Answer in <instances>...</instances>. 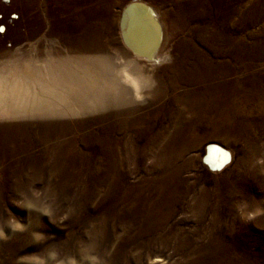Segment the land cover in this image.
<instances>
[{
	"label": "rangeland",
	"instance_id": "374dc122",
	"mask_svg": "<svg viewBox=\"0 0 264 264\" xmlns=\"http://www.w3.org/2000/svg\"><path fill=\"white\" fill-rule=\"evenodd\" d=\"M132 1L146 4L157 15L163 40L159 53L165 57L156 63L133 54L122 39L123 11ZM262 28L264 0H104L99 6L82 0H0V71L21 69L24 61L34 63V56H49L53 48L70 51L74 43L117 68L127 64L125 73L137 78L133 86L138 84L137 93L130 89L123 103H110L73 121H39L61 125L54 137L73 144L78 158L68 171L73 177L69 185H61L66 177L48 181L46 173L34 179L30 168L14 174L1 157L0 145V264H264V191L249 178L244 186L236 183L241 153L235 149H242V143L234 148L213 138L209 123L200 124L186 139V145H192L170 166L179 168L182 183L170 210L160 204L161 213L168 215L162 230L140 234L147 223L136 221L125 230L131 215L123 198L110 201L102 188L96 193L91 187L108 157L91 152L83 141L90 132L102 136L107 131L109 120L102 117L116 112L120 119L127 117L122 128L111 127L122 142L119 191L133 197L134 190L145 186L144 197L152 200L149 183L162 170L160 160L146 150L153 139L175 132L182 95L196 90L186 77L203 67L205 74L217 71L218 82L229 78L233 84L261 73L258 63L246 71V62L235 55L237 43L253 44ZM28 120L0 121V136L8 135L3 128L23 130L36 124ZM214 146L225 152L220 165L209 161ZM29 147L33 155L40 153L36 146ZM262 156L241 171L262 165ZM224 188L239 195L221 196L218 191ZM203 190L208 193L204 204L194 205ZM180 191L183 198L176 197Z\"/></svg>",
	"mask_w": 264,
	"mask_h": 264
},
{
	"label": "bare ground",
	"instance_id": "6f19581e",
	"mask_svg": "<svg viewBox=\"0 0 264 264\" xmlns=\"http://www.w3.org/2000/svg\"><path fill=\"white\" fill-rule=\"evenodd\" d=\"M82 2L99 6L104 0ZM105 10L109 11L106 8ZM156 17L155 11L146 4L132 1L125 6L121 20L125 46L132 50L133 54L152 63L165 57L159 53L163 40L156 26ZM70 44L69 48L72 49L69 50H73L72 52L62 47L53 48L52 51H48L49 56L42 53L34 56L36 58L34 63L24 61L21 69L10 68L8 71H4L5 69L0 71V121L20 122L29 121L28 119L36 121V124H28L29 127L23 130L3 128L2 133L8 135L0 136L1 157L10 162V169L14 174H23L30 168L34 179H41L44 173L49 176L48 181L55 176L66 177V181L61 184L63 186L72 181L69 169L74 167L78 157L73 152V144L70 141H59L54 137V132L61 130V125L41 124L39 121L51 119L73 121L72 118L108 108L110 103H123V97L126 98L125 95L130 89L131 91L134 89V93L138 90V84L133 86L131 83L137 82L132 81L137 78H132L124 71L127 64L117 68L108 58L98 57L97 52H94V55L92 50H86V47L84 49L80 46V49L72 45L74 43ZM236 46L239 52L235 58L246 62L245 70L249 72L254 65L259 64L262 72L255 73L247 80L237 78L233 84L229 78L218 82V72L205 74L203 67L194 69V73L186 77L196 90L192 95L187 93L182 95L180 108L176 113L175 132L166 134L161 139L158 137L153 139L146 150L155 160H160L159 167L162 170L161 175L149 183L153 194L152 200L145 199V186L134 190L133 197L119 191L121 177L118 170L122 164V142L115 138L111 127L113 125L122 128L127 117L123 116L124 118L120 119L117 115L119 112L110 113L104 118L101 116L103 121L111 122L110 125L109 122L105 123L107 131L102 136L93 132L84 136L86 148L95 154L108 157L103 173L91 187L97 189L96 193L102 188V193L109 195L110 201L115 202L120 198L125 200L129 208L126 214L131 215L128 216L130 221L125 230H130L136 221L147 223L146 229L137 233L162 230L168 215L161 213L160 204L170 210L171 198L182 183L179 179V168L172 169L170 166L181 157L187 147L192 145L187 146L186 139L191 137L202 123H209L213 138L226 141L234 148L240 143L243 144L242 149H235L241 153L236 166V183L244 186L249 178L255 182L254 187L264 191V162L251 168L248 173L241 171L244 164H252L257 157L262 156L264 150V28L258 31L253 44L248 45L245 41H240ZM190 123L193 125L188 127ZM23 137H26L28 142L22 141ZM29 144L40 149V153L33 155L29 150ZM257 146L262 150H258ZM224 154L221 148L214 146L210 163L220 165ZM218 193L221 196L232 194L233 198L239 195L226 188ZM207 195V191L203 190L201 196L195 199L194 205H203ZM184 196L185 193L181 191L176 194L177 198ZM217 252L226 251L218 248Z\"/></svg>",
	"mask_w": 264,
	"mask_h": 264
},
{
	"label": "water",
	"instance_id": "95a60500",
	"mask_svg": "<svg viewBox=\"0 0 264 264\" xmlns=\"http://www.w3.org/2000/svg\"><path fill=\"white\" fill-rule=\"evenodd\" d=\"M156 26H158V25L156 24ZM158 31H159V28H158Z\"/></svg>",
	"mask_w": 264,
	"mask_h": 264
}]
</instances>
